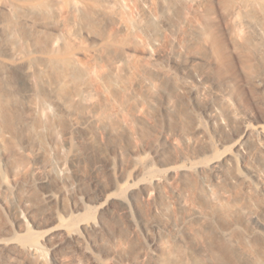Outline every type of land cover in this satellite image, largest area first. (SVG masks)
Wrapping results in <instances>:
<instances>
[{"label": "bare ground", "instance_id": "obj_1", "mask_svg": "<svg viewBox=\"0 0 264 264\" xmlns=\"http://www.w3.org/2000/svg\"><path fill=\"white\" fill-rule=\"evenodd\" d=\"M44 139L82 213L60 215L62 191L26 194V215L0 196L18 230L0 264H106L85 244L105 237L129 264H264V0H0L7 171L48 183Z\"/></svg>", "mask_w": 264, "mask_h": 264}, {"label": "rangeland", "instance_id": "obj_2", "mask_svg": "<svg viewBox=\"0 0 264 264\" xmlns=\"http://www.w3.org/2000/svg\"><path fill=\"white\" fill-rule=\"evenodd\" d=\"M47 112L48 114H52L53 108L48 106ZM58 141L60 144L62 143L61 138H58ZM137 145H139V142H136L133 147L127 150L126 157H128L129 160L133 158L144 159V158H149L151 156L148 149L137 148ZM41 146L49 155L50 158L49 160L51 163V168H50L51 173H47L48 183H44V184L38 183L37 179L33 175L31 164L23 165L22 167H19L17 172L10 173L9 171H7L3 161V157L0 155V196L1 197H4L6 195L9 196L12 200V203L16 207H19L22 213L26 215L27 214L26 209L23 208L21 205V199L26 194H31L32 196H36V197H42V195L45 193L44 191H46L47 189H51L55 192L62 191L65 194L64 201L66 208L65 210L58 208L60 215L66 216V214L82 213L79 207H77V199H75V195L77 196L76 193L77 182L71 176L66 175L67 172L66 167L64 165H61L56 159L55 156L56 149L54 145L51 144L47 139H44L41 142ZM152 167L153 169H157L158 165L154 164V166ZM130 169H131V164L128 165L126 171L127 172L130 171ZM85 172L88 175H91L88 171ZM152 174H153L152 172H145L143 175L139 176L138 179L149 180L152 177ZM85 181L87 183V180ZM91 189L96 190V187H91ZM85 217L95 218V215L92 211H90V213L85 215ZM13 224H14L13 218L10 215V213L7 211L5 207L0 205V233L3 232V228H8L11 229L10 230L11 232L18 233L17 228L14 227ZM136 231L138 234V239L136 241L138 246H141L147 252L152 253L153 252L152 243L157 238L156 232L152 230L144 231L140 229V227H137ZM104 240L105 242H107V247H110L111 249L110 253L104 252L102 246L100 247L98 246L99 250L101 249V251L95 249L87 240L85 241V244L91 252L95 253L98 259L102 260L106 264H129L126 258L119 257L117 255V245L113 240L108 239L107 237H105ZM100 243L101 242L99 241V245ZM44 247L46 246L44 245ZM66 257H67L66 260L69 261L75 260L77 261V264H80L79 262H81V264H96L95 262L87 261L77 253L72 256L66 255ZM43 261L46 264H55L51 259L47 250H45L44 252ZM30 264H35V263L30 262Z\"/></svg>", "mask_w": 264, "mask_h": 264}]
</instances>
